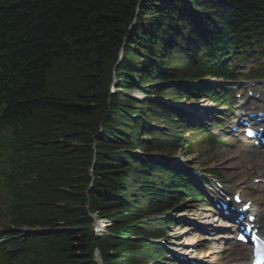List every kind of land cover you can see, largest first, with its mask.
I'll use <instances>...</instances> for the list:
<instances>
[{"label":"trees","instance_id":"16d2710c","mask_svg":"<svg viewBox=\"0 0 264 264\" xmlns=\"http://www.w3.org/2000/svg\"><path fill=\"white\" fill-rule=\"evenodd\" d=\"M260 29L264 0H0L5 263L96 264L98 247L104 264H164L139 236L163 232L168 221L152 215L186 187L151 150L190 124L161 98H190L203 86L192 82L225 71L222 59ZM95 211L112 222L98 236Z\"/></svg>","mask_w":264,"mask_h":264},{"label":"rangeland","instance_id":"374dc122","mask_svg":"<svg viewBox=\"0 0 264 264\" xmlns=\"http://www.w3.org/2000/svg\"><path fill=\"white\" fill-rule=\"evenodd\" d=\"M121 53H123V50L120 51L119 60L116 64L122 62ZM260 59H262V57L252 60V63ZM113 74L114 73L111 74L112 77ZM58 78L59 76L55 75V82H58ZM111 82L112 81H110V83ZM118 82L119 80H116V83ZM133 93L139 94L137 90L133 91ZM88 95L89 98L93 96L92 89L89 91ZM111 95H113V93H111ZM185 106H187V108L190 107L191 110L193 108L196 112H204L207 117L205 119L199 118V120L204 123L211 120V117H215L216 110L211 107V103L208 100H191L189 103L185 104ZM209 110L210 112L207 113ZM194 111L190 112V117L192 119L197 118ZM223 139L226 138L223 137ZM228 142L231 146H220L219 158L215 156L214 152H210L205 145H193L191 148H188L190 154L187 157L182 154L185 152H181L180 149L172 152L170 150H162L161 153L167 154L169 159H172L171 163L173 165L180 163V166H198L203 169L213 165L214 167L228 170L224 178L226 180L230 179V182H234L241 176L249 174L250 171L248 167L251 165L254 166V169L259 166H264V162L262 163L256 160L254 155L246 150L247 147H245L244 144L240 142L231 144L234 140H230L229 138ZM231 156L234 158L230 160ZM176 160H178L179 163H177ZM189 162H192V164H189ZM206 207L207 206L199 207L194 202L184 201L181 206L177 208L176 212H172V214L175 215V219H177V223L170 227L167 246L171 248L174 257L179 258V256L184 255L185 258H181L182 264H227L226 260H222L227 258L225 255H221L222 253L219 251H227L229 247H237L230 246L229 243L221 242V235L225 232L223 229V221ZM201 211L211 215V217L207 218L210 222L201 221L198 218V213ZM262 216L264 219V212ZM98 220H100V218H98ZM223 254H225V252ZM248 257L249 251H247V259Z\"/></svg>","mask_w":264,"mask_h":264},{"label":"bare ground","instance_id":"6f19581e","mask_svg":"<svg viewBox=\"0 0 264 264\" xmlns=\"http://www.w3.org/2000/svg\"><path fill=\"white\" fill-rule=\"evenodd\" d=\"M19 19H20V21L18 22L19 25L24 27V28H28L29 26H32V22L34 21V18H32L30 16V14L28 16L21 15L19 17ZM259 100H261V102H263V105H264V94L261 96V98H259ZM259 110H262V109H259ZM255 157L257 160H260V161H262L264 159L262 153L259 151L255 154ZM258 203H259L258 200L253 201V204H252L250 210L255 212V214L257 216V222L260 223L262 215L260 214V212L257 209ZM209 216L210 215L206 212H201L198 214V217L200 219H204V218H207ZM206 220H208V219H206ZM261 226L263 227V225H261ZM225 257L227 258V262H235L238 264H245V259L247 258V253L244 250H239V249L234 250V249L230 248L228 253L225 255Z\"/></svg>","mask_w":264,"mask_h":264},{"label":"snow or ice","instance_id":"6c2138e0","mask_svg":"<svg viewBox=\"0 0 264 264\" xmlns=\"http://www.w3.org/2000/svg\"><path fill=\"white\" fill-rule=\"evenodd\" d=\"M241 239H243V237H240Z\"/></svg>","mask_w":264,"mask_h":264}]
</instances>
